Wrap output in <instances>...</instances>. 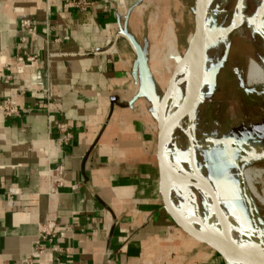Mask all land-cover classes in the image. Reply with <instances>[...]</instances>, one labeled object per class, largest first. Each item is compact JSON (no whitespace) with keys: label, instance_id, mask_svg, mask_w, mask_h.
I'll return each instance as SVG.
<instances>
[{"label":"crops","instance_id":"1","mask_svg":"<svg viewBox=\"0 0 264 264\" xmlns=\"http://www.w3.org/2000/svg\"><path fill=\"white\" fill-rule=\"evenodd\" d=\"M178 5L0 0V102L18 107L0 110V264H235L177 228L160 195L157 105Z\"/></svg>","mask_w":264,"mask_h":264},{"label":"rangeland","instance_id":"2","mask_svg":"<svg viewBox=\"0 0 264 264\" xmlns=\"http://www.w3.org/2000/svg\"><path fill=\"white\" fill-rule=\"evenodd\" d=\"M177 1L180 9L175 8L173 12V25L169 28L167 41L170 43V48L173 47L177 52L183 53L189 44L188 37L194 30V0ZM239 2L240 0H211L208 5L204 87L193 112L190 137L182 131L175 133L176 149L173 159L183 170L191 172L188 154L192 155L198 170L217 191L234 240L243 245L258 246L243 192H246L251 200L262 233H264V210L254 203L233 162L238 160L240 170L247 167L264 168V86H244L240 77L235 75L233 68L239 66L243 55L250 53L255 56L256 51L247 36L240 37L236 29L229 33L227 31L235 24L243 22L244 30L250 33L252 25L249 17L254 14L256 9L254 5L257 6L260 0H243L241 15L237 11ZM235 16H238L236 21ZM162 33L159 32L156 43H153L158 50L156 59L151 61L155 64L157 59V63L159 60L163 63V58H160L166 55L167 43H161ZM253 36L256 43L261 45L259 34L254 32ZM165 38L164 35V40ZM167 56L170 66L174 58L169 57L168 54ZM235 58L240 61H236ZM159 64L160 62L157 64L158 68ZM170 79L169 77L168 81ZM162 91L163 87L158 86V97L161 96ZM176 98L174 101H169L166 114L173 112L180 105L181 99ZM254 184L257 190L264 193V172ZM197 198V204L191 209L192 215L200 220V224H207L208 227L219 231L217 218L212 213L210 203L203 201L198 194Z\"/></svg>","mask_w":264,"mask_h":264},{"label":"bare ground","instance_id":"3","mask_svg":"<svg viewBox=\"0 0 264 264\" xmlns=\"http://www.w3.org/2000/svg\"><path fill=\"white\" fill-rule=\"evenodd\" d=\"M196 1L197 0H194V2ZM210 1L211 0H199L202 6H206V5L208 6ZM242 1L243 0H240L238 4L237 11L240 12L239 15H241L242 12V7H241ZM252 3L254 4V2ZM254 8H256L254 14L249 17L250 23L252 25V29H250L251 30L250 33L249 32L246 33V31L244 30L242 24L243 22L236 24L237 27H235L240 37L247 36L249 41H252L254 49L256 51L255 56L251 55L250 53H245L242 57L241 63H239V66L234 65L235 67L233 68V70L236 73L235 75H238L241 79L242 84L247 87L259 86V85L264 86V0H260V3L257 4V6L254 5ZM235 18H234L235 21L238 20V16H235ZM254 32H257L259 34L262 41L261 45H258L256 43L253 36ZM192 36L193 34L191 33L188 37L189 44L185 52L179 53L173 47L168 49L169 51L167 54L169 55V57L174 59L170 66H168V62H167V66L165 68L166 72L168 73V76L166 79H164L163 82L164 93L167 89L168 94L166 93V97L168 96V104L169 101L171 100L174 101L175 99H177L176 97H179L181 99L180 101L181 103L173 112L169 114L168 113L166 114L165 112L164 114L166 102L165 99L164 100L161 99L157 105V109L160 114V117H159V122L156 123V127H158L159 123L160 126H162L161 136L163 137V142H164L163 163L165 167V175L169 184L170 196L173 200V203L176 204L180 203V207L179 208L177 207L180 219L189 226H198L200 220L192 215L191 209L198 202V198H197V194H198L203 199V201H207L208 203H210L212 207V213L215 214V209L213 207L211 190H210V186L213 187V185L198 170L197 166L193 162V158L190 153L188 154V163L190 164L189 166L191 167V172L183 170L181 166H179L173 159L176 149L175 140H174L175 133L178 131H182L185 135H187V137L188 136L190 137L189 133L191 131V123L193 120L194 111L188 114V117L181 120L173 130L171 129L176 119H178V117L181 114L187 113L188 106L197 92V87L200 81V76L198 75L199 62H198L197 54H195L196 43H194ZM202 41L203 44L205 45V56H204V67H205L206 51L208 44V39L206 37V29L204 35H202ZM237 60L240 61V59H236V61ZM205 69L202 78L203 84L200 94H202V90L204 87L205 74H206ZM169 77L171 79L168 81ZM173 105L175 106V104ZM158 112H157V119H158ZM240 171H241V177L243 178L245 183L244 185H246L247 187L246 189H248L249 194L251 195L254 203L258 207L264 210V193L257 190V187L254 184L255 182H257V178L264 172V168L255 169V168L247 167ZM213 189L215 191V194L217 195V191L215 190L214 187ZM211 229L212 228H210V230ZM229 230L231 232L232 238L234 239L231 228H229ZM212 231L214 232L215 230L212 229ZM224 256L230 262L239 263L238 259H236L233 256H230L227 253H224ZM242 264H248V263H242Z\"/></svg>","mask_w":264,"mask_h":264},{"label":"water","instance_id":"4","mask_svg":"<svg viewBox=\"0 0 264 264\" xmlns=\"http://www.w3.org/2000/svg\"><path fill=\"white\" fill-rule=\"evenodd\" d=\"M207 12H208V6L207 5L202 6L201 2L197 0L194 5V30H193L192 37H193L194 43H196L195 54H197L198 62H199V65H198L199 74L198 75L200 76V81L197 87V92L188 106L187 113L181 114L178 117V119H176L174 125L171 127L172 130L176 127V125L181 120L188 117V114L194 111L195 105L198 103V101L201 98L200 93H201L202 84H203L202 78H203L204 69H205L204 67L205 45L203 44V41H202V35H204L206 25H207L206 23L207 22ZM235 27H237L236 24L232 28H230L227 31V33L231 32L233 29H235ZM166 93L168 94L167 89L162 98L163 100L165 99V102H166L164 114L168 106V96L166 97ZM159 117H160V114L158 112L157 122H159ZM161 129H162V126H160V123H159L157 127V141H156V160H157V167H158V172H159V189H160V195H161L164 208L166 212L168 213V215L171 217L176 227L179 228L181 231H183L185 234H187L189 237L194 239L195 241L205 244L211 249L215 250L216 252L221 254L224 258H225L224 253H227L230 256L235 257L236 259L239 260V263L233 262L235 264H242V263L264 264V233L260 232L259 230V225L256 220L255 213H254V207L246 192H243V197L247 204V211L251 219L252 231L257 241L258 246L243 245V244L238 243L232 238L231 232L229 230L230 228L229 221L223 211L219 198L217 197L213 187L211 186H210V190H211L212 202H213V207L215 209V215L217 218V222L219 225V232L218 231L213 232L212 229L210 230L207 224L199 223L198 226H189L180 219L179 214H178L179 213L178 209L175 207L173 200L170 196L169 184H168V181L165 175V167L163 163L164 142H163V137L161 136ZM236 166L241 176V171L239 169V166L238 165ZM253 247H256V249Z\"/></svg>","mask_w":264,"mask_h":264},{"label":"built area","instance_id":"5","mask_svg":"<svg viewBox=\"0 0 264 264\" xmlns=\"http://www.w3.org/2000/svg\"><path fill=\"white\" fill-rule=\"evenodd\" d=\"M82 2H79V5ZM78 4V3H77ZM20 25L27 28L28 31L32 32V26H31V22L29 20H22L20 22ZM36 59L35 55H27L25 57L19 56L17 58V61L19 62H23V61H27V62H31L34 61ZM0 110L3 112V114L5 116H13L16 115L18 112V107L15 103H13L11 100L9 99H5L2 100L0 102ZM60 129L63 130L62 125L58 126ZM69 138V135H65L64 136V141L66 142ZM62 173H63V168L61 165L57 164L52 168H49V171L47 172V174H49L50 176V184L52 186L51 191L54 190L55 187H60L63 185V180H62ZM53 189V190H52ZM51 227H48L47 229L42 230L41 234L39 235V239L41 240H47L49 239L48 236L51 235ZM41 252V250L37 249L33 255H37ZM32 261V256H27L26 258H24L22 260V264H31ZM43 264H47V262L45 261Z\"/></svg>","mask_w":264,"mask_h":264}]
</instances>
